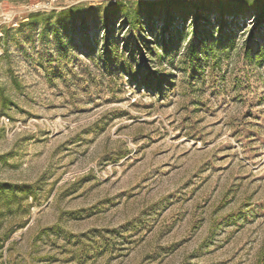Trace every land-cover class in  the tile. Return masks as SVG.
<instances>
[{"label":"rangeland","instance_id":"1","mask_svg":"<svg viewBox=\"0 0 264 264\" xmlns=\"http://www.w3.org/2000/svg\"><path fill=\"white\" fill-rule=\"evenodd\" d=\"M214 1L193 56L188 0H0L4 264H264L261 4Z\"/></svg>","mask_w":264,"mask_h":264},{"label":"trees","instance_id":"2","mask_svg":"<svg viewBox=\"0 0 264 264\" xmlns=\"http://www.w3.org/2000/svg\"><path fill=\"white\" fill-rule=\"evenodd\" d=\"M175 0H163V2L167 4H171ZM188 3H192L194 6V24L198 25V28L194 29V33H196L197 45L195 46L193 41L189 42L188 50L190 54L193 56H197V54L205 51V47L207 44V40L205 38V34L207 30L204 28L205 23L200 26V20L203 21L207 19L208 15L213 12L212 7H205L202 5V0H188ZM261 4V7L258 13L255 16L254 26L261 25L264 26V0H259L258 2ZM215 9L214 11L218 12L217 17V28L219 29L220 38H223V34L226 35V38L229 37L228 34L224 30V26L232 24L234 21H238L239 18H242L247 13L251 11H256V7H251L249 0H215ZM170 16V15H168ZM142 25V23L140 24ZM170 23L165 22V28H169ZM212 24L208 25V27ZM198 29V30H197ZM229 29V28H228ZM172 30V29H171ZM230 31V30H229ZM231 33V32H229ZM249 38H257V32L253 30V28L249 31ZM150 35V34H146ZM224 35V38H225ZM259 35V34H258ZM225 38V39H226ZM173 39V32L170 31V37L165 38L162 37L164 54L168 55L169 50L167 44L171 42ZM156 43V41H155ZM147 45V44H146ZM144 47V46H143ZM145 48V47H144ZM157 85H161V82H156ZM30 192V196L36 199V186L28 184V183H9L5 181H0V226L2 224V216L5 214H11L20 206V203L17 208L13 209V204L15 202H19L20 199L24 196H20L19 194H23L26 196V193ZM17 202V203H18ZM9 233H5L3 236H0V264H4L5 260H3V249L4 244L8 238Z\"/></svg>","mask_w":264,"mask_h":264}]
</instances>
